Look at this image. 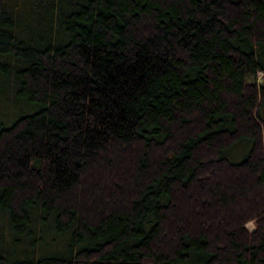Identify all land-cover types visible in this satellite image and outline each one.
Here are the masks:
<instances>
[{
	"label": "trees",
	"instance_id": "trees-1",
	"mask_svg": "<svg viewBox=\"0 0 264 264\" xmlns=\"http://www.w3.org/2000/svg\"><path fill=\"white\" fill-rule=\"evenodd\" d=\"M259 72L264 0H0V264H264Z\"/></svg>",
	"mask_w": 264,
	"mask_h": 264
},
{
	"label": "rangeland",
	"instance_id": "rangeland-1",
	"mask_svg": "<svg viewBox=\"0 0 264 264\" xmlns=\"http://www.w3.org/2000/svg\"><path fill=\"white\" fill-rule=\"evenodd\" d=\"M257 81L260 82V83H264V72H259L258 73V76H257ZM247 226L250 228V229H253L255 227V223L254 221H249L247 223Z\"/></svg>",
	"mask_w": 264,
	"mask_h": 264
}]
</instances>
